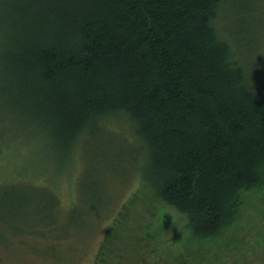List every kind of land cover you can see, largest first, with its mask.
<instances>
[{"label": "trees", "instance_id": "1", "mask_svg": "<svg viewBox=\"0 0 264 264\" xmlns=\"http://www.w3.org/2000/svg\"><path fill=\"white\" fill-rule=\"evenodd\" d=\"M223 4L224 0H0L4 102L21 97L24 110L35 114L33 127L46 121L61 150L68 149L57 162L78 143L91 144L82 138L83 132L97 136L107 130L104 119L127 115L144 148L130 151L134 160L139 157L138 180L154 199L185 216L188 235L177 238L170 254L153 256L152 261L146 256L136 263L133 232L140 227L130 226L139 190L134 192L108 225L93 264H250L246 251L260 250L263 75L255 60L245 62L248 55L240 53L251 43L243 38L246 30L221 36L215 27ZM239 4L232 5L240 8ZM239 24L243 22L234 26ZM260 61L264 66V58ZM5 132L0 129V156L11 148ZM84 168L80 194L89 197L88 191L94 197L102 180L88 183L93 166L88 162ZM110 168L107 176L116 177ZM28 185L31 195L2 193L0 207L21 221L19 228L10 229L34 234L58 230L63 220L57 216V194ZM74 209L67 221L73 220ZM24 219L36 225L32 228ZM37 250L49 249L41 245ZM67 256L51 257L49 264ZM261 258L258 252L249 260Z\"/></svg>", "mask_w": 264, "mask_h": 264}, {"label": "rangeland", "instance_id": "2", "mask_svg": "<svg viewBox=\"0 0 264 264\" xmlns=\"http://www.w3.org/2000/svg\"><path fill=\"white\" fill-rule=\"evenodd\" d=\"M235 1L242 3V6L233 7ZM235 22L243 24L238 27L234 26ZM214 25L221 36L232 35V31L239 28L246 30L243 38L251 43L248 44L247 52L246 48L241 47L240 53L242 57L248 55L245 62L255 60L258 63V67L262 69L264 89V66L260 61V58H264V0H224ZM2 33L0 41L4 40ZM10 99L6 104L0 96V129L6 130L5 135L9 137L11 145V148L3 151L0 156V198L2 193L9 194L10 191L20 196L31 195L33 189H30L28 183L46 187L59 198L57 216L63 220V225L58 226V230L52 229L39 234L16 232L10 229V226L14 227L13 229L19 228L20 219L10 218L7 211L0 207V264H49L52 263L51 257L61 258L66 255L67 259L61 261L57 257L54 260L57 264H93L111 220L116 217L129 196L138 190V203L134 207L130 226L132 229L140 227L133 232L138 251L136 263L144 262L146 256L152 261L153 256L170 254L169 251L176 246L177 238L188 235L185 216L172 206L154 199L150 191L138 180L136 163L139 162V157L134 160L130 151L144 148L127 115L104 119L107 130L98 131L97 136L83 132L82 138L91 141V144L78 143L71 149L67 158L57 162L68 149L61 150L59 141L51 135L47 124H44L46 121L32 126L35 114L24 110L26 103L21 97ZM28 118L33 122L30 123ZM88 162L93 166L88 183L102 180L101 189H97L94 197L88 191L89 197L80 194L78 188V183L83 177L81 173ZM132 162L135 164L130 172ZM109 167H114L116 177L107 176L110 173V170H107ZM107 205H110L109 208ZM74 206L71 215L73 220L67 221L70 209ZM250 209L249 204L248 211ZM95 212L97 213L93 214ZM256 220L258 221L257 218ZM22 221L32 228L36 225L35 222L25 219ZM39 230L40 228L37 232ZM258 231L261 233H258L261 240L258 252L262 258L249 260L258 252L248 250L246 252L250 256L247 261L250 264H264V220ZM250 235L251 232L246 238ZM40 239L43 240L41 243ZM60 239L62 243L59 246ZM41 245L49 250L38 251L37 248Z\"/></svg>", "mask_w": 264, "mask_h": 264}]
</instances>
